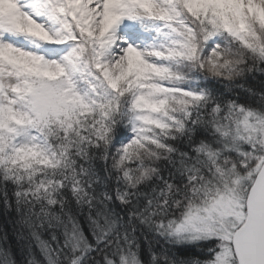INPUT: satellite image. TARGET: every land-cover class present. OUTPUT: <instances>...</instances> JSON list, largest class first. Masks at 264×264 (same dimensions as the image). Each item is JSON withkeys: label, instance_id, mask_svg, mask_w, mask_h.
<instances>
[{"label": "snow or ice", "instance_id": "6c2138e0", "mask_svg": "<svg viewBox=\"0 0 264 264\" xmlns=\"http://www.w3.org/2000/svg\"><path fill=\"white\" fill-rule=\"evenodd\" d=\"M0 264H264V0H0Z\"/></svg>", "mask_w": 264, "mask_h": 264}]
</instances>
